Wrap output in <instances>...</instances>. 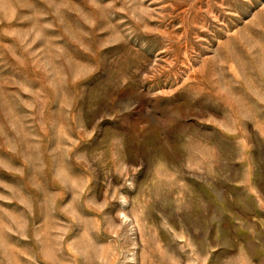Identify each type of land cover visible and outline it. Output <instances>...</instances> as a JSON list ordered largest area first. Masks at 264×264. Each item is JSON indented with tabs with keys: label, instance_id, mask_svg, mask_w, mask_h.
<instances>
[{
	"label": "rangeland",
	"instance_id": "obj_1",
	"mask_svg": "<svg viewBox=\"0 0 264 264\" xmlns=\"http://www.w3.org/2000/svg\"><path fill=\"white\" fill-rule=\"evenodd\" d=\"M0 264H264V0H0Z\"/></svg>",
	"mask_w": 264,
	"mask_h": 264
}]
</instances>
